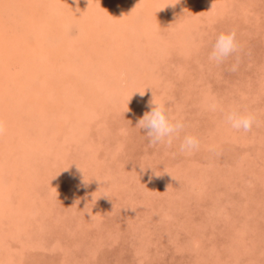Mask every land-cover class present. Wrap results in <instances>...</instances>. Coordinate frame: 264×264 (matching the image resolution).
<instances>
[{
  "label": "rangeland",
  "instance_id": "1",
  "mask_svg": "<svg viewBox=\"0 0 264 264\" xmlns=\"http://www.w3.org/2000/svg\"><path fill=\"white\" fill-rule=\"evenodd\" d=\"M55 1L0 0V55L11 64L0 60V141L10 143L0 156L9 145L13 158L4 162H18L8 177L0 172L8 194L0 196V264H264V0H130L139 5L134 28L129 8L121 24L112 17L118 0H59L83 25L69 10L56 12ZM40 20L67 40L84 36V45L73 40L69 56L46 48V31L34 32ZM232 30L240 51L209 61L216 37ZM128 48L133 55L115 58ZM51 50L64 66L41 53ZM95 75L100 92L116 91L98 92L77 137L63 121L65 104L49 97ZM213 99L253 113L258 125L233 130L208 110ZM161 102L185 124L171 147L151 145L137 126ZM15 117L36 124H6ZM61 124L68 133H55ZM186 134L200 140L190 155L179 151Z\"/></svg>",
  "mask_w": 264,
  "mask_h": 264
},
{
  "label": "bare ground",
  "instance_id": "2",
  "mask_svg": "<svg viewBox=\"0 0 264 264\" xmlns=\"http://www.w3.org/2000/svg\"><path fill=\"white\" fill-rule=\"evenodd\" d=\"M51 1V0H50ZM53 1H55V0H53ZM61 1V0H60ZM60 1L58 0L57 1V3H56V1H55V5L54 6H56L57 5V7H55V9H56V12H59L58 10H59V8L61 9V11H62V9H64L65 10V13L69 10L71 13V15H70V17H74L73 18V20H74V22H76L77 20H78V18H79V20L76 22V23H79V24H84L83 23V21H82V18H81V16L82 15H79V13H77V12H75L76 10L70 5V2H68V4L67 5H64L63 3H61V5H60ZM75 1H77V2H79L78 0H75ZM124 1V2H123ZM172 1V0H171ZM48 2V1H47ZM136 2H138V0L136 1ZM135 2V3H136ZM82 3V2H81ZM135 3H132L131 5H130V0H118V3L116 2L115 3V5H114V9H112L113 10V12H114V15L112 16L113 18H115L116 20H118V22H119V24H121V21L123 20V17H125V14L127 13V10H126V8H129V10H132V13L131 14H128L127 13V17H128V15H129V17L128 18H130V19H132L131 20V22H132V25H130L129 24V26H130V28L131 27H133L134 28V26H135V24H134V21H135V17L137 16L136 14H135V12L133 13V10L135 9V8H137L139 5H137V4H135ZM46 4V2L44 1L43 2V5H45ZM4 5V4H3ZM74 7H75V5H73ZM69 7H71V8H69ZM82 9L83 10H85L86 9V7H85V9H84V6H83V4H82ZM139 8H141V7H139ZM89 8H87V10H88ZM161 9V8H160ZM162 9H165L164 7L162 8ZM126 10V11H125ZM36 11V10H35ZM32 13V12H31ZM38 14L40 15V16H38ZM88 14V13H87ZM32 17H33V15H31ZM38 16V18H37V20L38 19H44L43 17H44V15H41V12H37L36 13V17ZM43 16V17H42ZM98 15H95V17H97ZM53 19H54V17H58V14L57 13H55L53 16ZM84 17H86L85 16V14H84ZM83 17V18H84ZM93 16H88L87 18H88V20H90V22L92 21L91 20V18H92ZM127 17H125V18H127ZM99 18H100V16H99ZM101 18H107V15H101ZM97 19V18H96ZM1 20V19H0ZM33 20H34V18H33ZM41 22H42V24H43V21L42 20H40ZM46 21V20H45ZM101 21V20H100ZM136 21H138V19H137V17H136ZM150 21V20H149ZM102 22V21H101ZM34 24V28H35V30H34V32H35V34H39L40 33V31H41V33H44L45 31H46V33H47V36H46V40H45V43H47L46 45H45V47L47 48V46H49L48 48H53V49H55V50H57L58 52H61L60 54H64V56L66 55V53L68 54L67 56H69V54L72 52H74V48L71 46V44L69 45V43H71L72 42V44L74 43V41L73 40H75L76 42H81L83 45H84V40H83V37L84 36H82V35H77V36H74L73 37V40L71 39V40H67V35H66V33L65 34H63V35H61V37L60 36H58L57 34H56V32H51V31H55L56 29L53 27H51V28H46V25L45 24H43V28H39L38 27V25L39 24H41V23H37V22H34L33 23ZM92 24V23H91ZM168 24V23H167ZM65 26V25H64ZM67 28V27H66ZM94 28V27H93ZM1 30H2V28H1ZM131 30H133V29H131ZM135 30V29H134ZM3 31H5L6 32V30L4 29ZM95 31V29H93V30H91V31H89L88 33H90L91 34V36H92V39H91V41L93 40V39H95V38H97V37H99V34L97 33V32H94ZM37 32V33H36ZM0 33H1V31H0ZM61 33V32H60ZM1 35V34H0ZM59 38H62L61 40H58ZM42 40H44V39H42ZM42 40H40V41H38L39 43H40V46L42 47V45L41 44H44V42L42 41ZM98 41H100V40H98ZM97 41V42H98ZM158 42V41H157ZM3 43V42H2ZM6 43V42H5ZM127 43V42H126ZM94 44V43H93ZM92 44V45H93ZM160 44V43H159ZM160 48V47H159ZM117 49H120L119 47L117 48ZM161 49V48H160ZM78 51V50H77ZM118 51V50H117ZM120 51H121V49H120ZM130 48H128V49H126V50H123V52H122V55H119V57H117V54L116 55H114L115 56V58L117 59V60H120V59H118V58H120V56H123L125 53H130V55H133V53L130 51ZM46 53V55H45V57L47 56V57H51V59H52V56H58L59 58L58 59H56V57H55V61H56V63L58 64V66H60V68H61V65L62 66H64L62 63L64 62H66V61H64V58H62L61 57V55H59V53L58 52H53V53H55V55H53L52 54V50L51 51H42L41 53ZM76 53V52H75ZM137 53V52H136ZM154 53V52H153ZM82 54H84V53H82ZM119 54V53H118ZM44 55V54H43ZM71 55V54H70ZM134 55H136V54H134ZM18 56V55H17ZM102 56V55H101ZM103 56H105V55H103ZM113 56V57H114ZM76 57V56H75ZM108 57V56H107ZM7 58H10V56H7ZM3 59V60H2ZM69 59L70 60H72L73 59V57L72 56H70L69 57ZM111 59V58H110ZM0 60H1V65L3 66V67H6V66H8L9 68L11 67V64L10 63H8V61H10L9 59L8 60H6V57H4L3 56V54H1L0 55ZM66 60V59H65ZM73 62L71 63V66H73V63H74V60H72ZM85 61H87V59H85ZM89 61V60H88ZM69 61H67V63H68ZM15 63V62H14ZM54 63V62H53ZM66 64V63H65ZM55 66V65H54ZM67 66V65H66ZM14 67V66H13ZM68 67V66H67ZM9 68H8V70H9ZM53 69V71H54V68H52ZM56 69V68H55ZM58 69V68H57ZM67 69V68H66ZM69 69V68H68ZM59 70H62V69H59ZM64 71V70H63ZM76 71V70H75ZM79 71V69H77V72ZM73 73H75V72H73ZM64 74H66V71H65V73ZM75 74H77V73H75ZM94 74V73H93ZM62 75V74H61ZM58 76V75H57ZM56 76V77H57ZM66 76H68V75H66ZM78 76H79V74H78ZM102 76V75H101ZM77 77V76H76ZM58 78V77H57ZM103 78V77H102ZM62 79H63V81H64V83H65V80H67V79H65L64 80V78L62 77ZM74 79H77V78H74ZM78 80V79H77ZM77 80H71L72 82V84H73V86L74 87H72L71 89H70V92H68V93H64V91H62V96H61V92H59V94H57V93H55L56 94V96L54 95V96H51V97H49L50 99H53L54 97H58V99H59V101L60 102H63L62 104H65V106H64V109L67 111V113H68V115H66V116H68V119H63V121H64V123L66 124V121H68V123H69V121H70V123L71 124H73V126L71 127V129H69V132L71 133L72 131H73V133H76V136L77 137H80V134L82 135V133H81V130L82 129H84L85 127H86V124H84L85 122H84V117H82V114H86L87 113V107L88 106H90V104H93V103H95V101H97L98 99V92L99 93H105V94H108V92L110 91V90H107L108 92H100V87H102L101 86V84L103 83V81L102 80H100V78H99V75H95V77H94V80L93 81H91V83H89V84H87V83H84V84H82L83 82H78ZM61 81V80H60ZM18 82V81H17ZM13 83H15V81L13 82ZM20 83V82H19ZM61 83V82H60ZM59 83V84H60ZM109 82H106L105 83V86H106V84H108ZM16 84V83H15ZM15 84H13V85H15ZM22 84V83H21ZM51 84V83H50ZM54 84V83H53ZM56 84H58V82L56 83ZM58 84V85H59ZM17 85H18V83H17ZM52 85V84H51ZM57 85V86H58ZM68 85V84H67ZM22 86V85H21ZM49 86V85H48ZM52 86H54V85H52ZM51 86V87H52ZM60 86H62L61 84H60ZM55 88L56 87H54V90H55ZM50 89H52V88H50ZM57 89V88H56ZM111 89V88H110ZM112 89H114V91H110V93H112V92H115L116 91V88H112ZM111 89V90H112ZM60 90V89H59ZM42 91V90H41ZM96 91V92H95ZM47 93V92H46ZM113 94V93H112ZM42 96V95H41ZM39 97V98H42V97ZM62 98H63V100H62ZM102 98V97H101ZM44 99H46V100H48L47 98H45L44 97ZM92 99H93V101H92ZM73 100V101H72ZM42 101V100H41ZM58 101V100H57ZM4 103V102H3ZM25 104H27V103H25ZM50 105H47L48 106V108L50 107V106H52L53 105V107H55V108H57L58 107V112H56V115H58V117L61 119L62 117H63V113H61L60 112V110H63V107H61V109H59L60 108V103H57V102H55V104L52 102V103H49ZM46 107V106H45ZM78 107V109H76ZM37 108H39L40 110H39V112L41 111V106L40 107H37ZM91 108V107H90ZM89 108V109H90ZM46 110V109H45ZM79 110H82V111H85V112H79ZM48 111V110H47ZM56 111V110H55ZM49 112H52V111H49ZM92 112V111H91ZM1 114V113H0ZM62 114V115H61ZM8 115H13L12 114V112H8ZM62 116V117H61ZM60 119H58L59 121L58 122H60L61 120ZM17 121H20V122H23L21 125L24 127V126H28L29 124H36L35 123V121L33 122V121H29V120H26V118L25 119H19L18 120V117H15V121H12V122H9V123H6V124H14V122H17ZM48 121H50V122H53L52 121V119H49ZM5 124V123H4ZM17 124V123H16ZM70 125V124H69ZM40 126H41V128H43V126H42V124H40ZM59 126V125H58ZM61 126V131H59L60 130V128L59 127H56V131H55V133L56 134H58V132H61V134L62 133H64V132H67L66 131V129H63V126H62V124L60 125ZM9 127H11V126H9ZM10 130H12V129H10ZM27 130H29V129H27ZM58 131V132H57ZM64 131V132H63ZM68 133V132H67ZM65 134V133H64ZM3 135V134H2ZM20 136L21 137H23V135L22 134H20ZM74 134L73 135H71V137L73 138V139H75V138H77L76 136H75V138H74ZM63 137H65V136H63ZM2 140H4V136H2V138H1ZM52 138H50V140H51ZM8 139H6V143H3L4 141H0V144H5V146H7L6 144H8L9 142L7 141ZM16 143V142H15ZM10 144V143H9ZM18 144H20V146L18 147L20 150H23L24 149V146H25V144L24 143H22L21 141L18 143ZM17 144V145H18ZM16 145V146H17ZM15 146V145H14ZM8 148H9V145H8ZM6 149V153L5 154H1V156H0V172H2L3 173V175H5L6 177H8L9 175V173H8V171H9V166H13V167H15L16 166V164H13V163H16L15 161L11 164V163H9V164H11V165H9L8 164V158L10 157H12V155L14 154V153H12V152H14L13 150H11V149H13V148H11V149ZM18 150V149H17ZM64 152V151H63ZM4 156H8V162H6V160H5V162H4ZM13 158V157H12ZM43 158V157H42ZM44 159V158H43ZM11 160V159H10ZM7 163V164H6ZM17 164H18V162H17ZM8 165V167H4V166H7ZM5 168V169H4ZM36 170V169H35ZM155 180V179H154ZM11 186V185H10ZM12 187V186H11ZM154 187V186H153ZM1 189V188H0ZM2 190V189H1ZM2 192V191H1ZM1 192H0V196H1ZM9 191H7V193H8ZM2 194L4 195V197L6 198L7 196H8V194L7 195H5L4 194V192H2ZM1 201H3V200H1ZM1 210V209H0ZM2 261V260H1Z\"/></svg>",
  "mask_w": 264,
  "mask_h": 264
},
{
  "label": "clouds",
  "instance_id": "3",
  "mask_svg": "<svg viewBox=\"0 0 264 264\" xmlns=\"http://www.w3.org/2000/svg\"><path fill=\"white\" fill-rule=\"evenodd\" d=\"M240 51V45L237 41V35L234 30L220 33L215 42L212 44L211 51L208 55L209 61L220 65L229 57ZM237 64L231 66V71H236ZM141 96L144 95L140 94ZM151 110L146 112L137 122L139 129L146 131V136L151 145L163 144L171 147L185 128L182 120L170 117L167 109V102L154 104ZM209 111H221L225 122L236 131L248 133L254 125H258L256 116L250 112H242L239 109L232 108L225 111L216 100H210L207 104ZM4 132V125L0 122V134ZM200 140L193 135H184L179 144V151L185 154H192L199 150ZM211 150V149H210Z\"/></svg>",
  "mask_w": 264,
  "mask_h": 264
}]
</instances>
